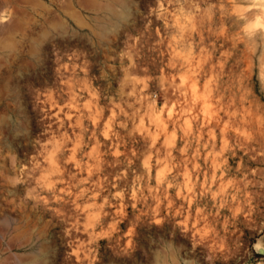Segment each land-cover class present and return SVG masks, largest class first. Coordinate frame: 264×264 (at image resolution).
Wrapping results in <instances>:
<instances>
[{"label": "rangeland", "instance_id": "1", "mask_svg": "<svg viewBox=\"0 0 264 264\" xmlns=\"http://www.w3.org/2000/svg\"><path fill=\"white\" fill-rule=\"evenodd\" d=\"M0 264H264V0H0Z\"/></svg>", "mask_w": 264, "mask_h": 264}]
</instances>
